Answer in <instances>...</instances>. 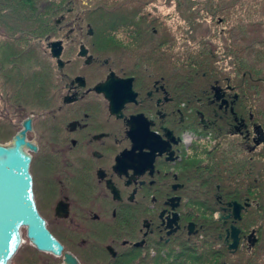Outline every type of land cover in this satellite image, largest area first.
Listing matches in <instances>:
<instances>
[{
  "label": "flooded vegetation",
  "instance_id": "1",
  "mask_svg": "<svg viewBox=\"0 0 264 264\" xmlns=\"http://www.w3.org/2000/svg\"><path fill=\"white\" fill-rule=\"evenodd\" d=\"M205 14L200 34L187 29V48L208 57L203 77L179 75V34L166 20L154 44H138L137 33L116 44L114 31L83 23L87 14L71 8L51 30L59 37L38 47L41 60L17 69L24 62H0V130L11 139L30 120L34 201L62 245L60 253L41 251L22 229L15 264H191L190 250L209 243L207 236L221 239L216 250L231 252L232 224L238 248L244 239L248 247L241 220L259 207L264 142L256 126L264 133V125L257 97L250 102L242 86L264 84V76L254 66L243 72L241 38L234 27L217 28L225 16ZM55 40L59 58L49 46ZM251 54L264 58V47ZM233 202L250 203L239 219Z\"/></svg>",
  "mask_w": 264,
  "mask_h": 264
},
{
  "label": "trees",
  "instance_id": "2",
  "mask_svg": "<svg viewBox=\"0 0 264 264\" xmlns=\"http://www.w3.org/2000/svg\"><path fill=\"white\" fill-rule=\"evenodd\" d=\"M73 1L75 2L77 0H0V34L5 32L3 41H0V56L2 57H0V62H5L3 65L6 63L7 65L8 63L11 64L10 60L24 62L23 64L19 63L14 65L17 69L21 66L28 67L29 61L41 60L38 47L42 45L47 38L52 39L59 37L57 32L51 31L54 28L60 27V24H56L55 20L60 14L66 13L67 8H71L73 12H78L74 11V8L72 9V7L69 6ZM88 1L92 6L86 9V11H82L87 14L85 19L82 20V22L84 21L83 23L89 22L91 26L96 28H99L98 26L100 25L101 28L99 29L114 31V34L119 32V30H117L118 28L128 26L132 30V33L141 35L142 38L140 40L138 39V44L147 46L157 42V37H155V35L160 34L161 30L159 24H161V19L155 15L151 16V12L147 10L146 4L150 3L151 0ZM236 1L239 0H234V2ZM247 1L251 3V1ZM257 1L258 0H252V3L256 4ZM197 2L203 1L199 0ZM231 2L226 4H231ZM184 3L186 4L187 0H184ZM261 3L263 5L261 11L264 12V0H262ZM237 6L238 10L243 8V6L238 5V3ZM230 8L227 9V11L230 10ZM233 8L235 11L237 10L235 7ZM250 8L251 7L247 6L246 12ZM263 21L264 18L258 23L261 24ZM248 23H255V20ZM15 27L18 28L14 29ZM188 27H191L190 20ZM27 28L31 29L27 31ZM152 29H156L157 33L153 34ZM162 36H168V34L163 35L162 32ZM153 38L155 39L153 40ZM196 50L190 51V49L185 47L183 53H180V50L177 51L178 53L174 52V57L177 59L178 68L180 69L179 75L203 77L209 74L208 57L204 52H196ZM149 51H151L152 58H155L156 52L154 48H148V53ZM172 55L173 53L171 50L163 51L164 59H171ZM212 69L214 68L212 67ZM202 84V82H199V85ZM242 87H244L243 90H245V92L249 91L250 86H248L247 82L244 83ZM262 175L264 174L260 171L258 177L259 185L262 184V178H260ZM258 202L260 206V199H258ZM255 210L256 209L248 210L246 213L248 214ZM202 213L204 215H209V219H212V212ZM244 213L245 212H243V214ZM252 216L257 217V214ZM244 219L242 215L241 223L243 233H250L251 230H254L257 237V242L253 246H249V244L247 248H242V246H240L234 252H229L223 248L221 250H216L214 245L221 244V239H218L214 234V236H207L209 238V243H203L201 245L195 243L190 250V263L223 264L222 262H225L224 264H264V238L261 227H258V229L249 227L247 229L248 226L245 225ZM257 232H260V235H262L260 241H258L259 237ZM206 234L209 235L208 233ZM255 248V252H252L251 250Z\"/></svg>",
  "mask_w": 264,
  "mask_h": 264
},
{
  "label": "rangeland",
  "instance_id": "3",
  "mask_svg": "<svg viewBox=\"0 0 264 264\" xmlns=\"http://www.w3.org/2000/svg\"><path fill=\"white\" fill-rule=\"evenodd\" d=\"M199 0H187V3H184V0H151L150 3L146 4L147 10L151 12V16H157L161 21L164 19L166 20V24L171 26L175 33L179 36L177 43L173 46V51L177 52L180 50V53H183V49L185 47H189L188 39V25L190 20V26L199 28V33L202 32V29L206 28L207 21H210V17H208L205 13H214L215 15L225 16L226 20L223 24L217 25V28L221 26L225 27H234V31L238 37L241 38V53H242V70L243 72L250 73L253 69V66L258 69V71H254L256 74H261L264 76L263 72H259V69H264V66L260 63L264 58H260L261 54L255 58L252 57L251 48L255 45L257 49H261L264 47V21L263 23L259 24L261 19L264 18V12L261 11L263 9L262 0H258L256 4L248 3L247 0H239L234 2V0H202L203 2H197ZM232 1V2H231ZM231 2V4H226ZM236 3V4H235ZM238 5L243 6L241 10H238ZM225 4V5H224ZM235 4V5H234ZM74 11H86L92 5L89 3L88 0H77L73 1L70 5ZM232 6V7H231ZM247 6L251 7L247 12ZM211 7V8H210ZM231 7V8H230ZM237 9L236 11L234 8ZM227 11V9H229ZM146 10V8H145ZM204 16V17H203ZM255 20V23H248ZM192 23V24H191ZM246 23V24H245ZM164 25L159 24L160 29H162ZM101 28V26H98ZM18 27H15L16 29ZM31 28H27L26 30H30ZM117 30L119 32L116 33V44H127L129 43L127 37L133 36L134 34L131 33V29L126 27H120ZM8 32V31H7ZM4 33L0 34V41H3ZM182 35V36H181ZM184 37V38H183ZM183 38V39H182ZM191 43V42H190ZM1 45V43H0ZM191 45V44H190ZM263 45V47L261 46ZM233 48H238L237 45L233 44ZM182 50V51H181ZM196 49H192L190 46V51H195ZM199 50H196L198 52ZM178 53V52H177ZM178 55V54H177ZM1 57V56H0ZM2 58V57H1ZM226 67V65L224 64ZM256 75L254 74V77ZM247 83L249 87V91L245 92L249 99L251 98L252 94H254V98L257 97L258 100V109H259V121L264 125V84L263 83H255L251 82ZM244 89V87H243ZM252 100L250 99V102ZM10 131H1L0 130V142L5 143L10 138ZM262 184L259 185V194L258 199H260V206L255 211L249 212L248 214L245 212L243 217L245 218V225H247V229L249 227H261V232L263 233L264 238V175H262ZM254 217L252 215H256ZM245 229V228H244ZM260 241L262 239V235L260 232H257ZM247 244L246 240L242 242V248H245V244ZM256 248L251 250L255 252ZM22 255H26L25 250H21ZM17 263V259H12L10 264ZM22 264H26L25 259L22 261Z\"/></svg>",
  "mask_w": 264,
  "mask_h": 264
},
{
  "label": "water",
  "instance_id": "4",
  "mask_svg": "<svg viewBox=\"0 0 264 264\" xmlns=\"http://www.w3.org/2000/svg\"><path fill=\"white\" fill-rule=\"evenodd\" d=\"M59 21L57 19L56 23ZM49 46L52 55L59 58L62 49L61 41H52ZM22 125L23 128L17 131L9 141L0 142V264H10L23 242L22 229L37 249L54 253H60L62 249V245L49 232L36 208L29 172L31 155L28 151V149H36V146L26 139V132L31 129L30 120H24ZM256 128L260 134L259 142H264L261 126L257 125ZM231 205L234 219H239L241 208L250 206V203L242 206L233 202ZM229 216L226 215L223 218ZM192 230L193 223H190V233ZM239 232L240 229L233 224L227 231L232 239L228 243V249L231 251L238 248ZM247 241L249 246L257 242L254 230L247 235ZM66 257L67 261H73L69 255L66 254Z\"/></svg>",
  "mask_w": 264,
  "mask_h": 264
}]
</instances>
